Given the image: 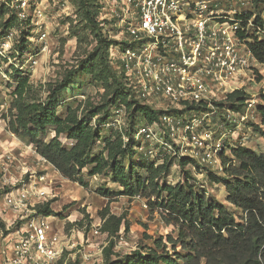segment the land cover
Segmentation results:
<instances>
[{
  "label": "rangeland",
  "instance_id": "rangeland-1",
  "mask_svg": "<svg viewBox=\"0 0 264 264\" xmlns=\"http://www.w3.org/2000/svg\"><path fill=\"white\" fill-rule=\"evenodd\" d=\"M251 1L245 5L247 10L254 16L260 14L264 19L263 6H256ZM89 2L91 8L100 7L96 0ZM28 6L26 10L29 17L22 18L12 0H0V186L8 179L13 184L11 188L7 186L9 189L36 182L38 186L47 190L48 201L36 205L49 202L54 210L49 219L53 231H62L65 234V242H69V247L65 248L58 264H103L104 248L109 244L110 238L107 233L100 231L102 218L99 211L109 200L100 195L97 188L102 184L114 190H121L122 187L114 183L111 176H89L88 170H84V175L89 181L87 188L64 178L51 163L36 152L28 138L10 132L4 119L10 116L9 107L14 99L12 92L19 80L27 77L34 86L36 92L29 93L30 96L35 97L38 92L45 95L47 84L63 78L67 70L74 66L78 67L82 60H88L86 63L88 66L92 65L93 70L91 73L80 71L74 82L61 92L59 114L63 115L65 105L75 107L80 103L82 110L100 105L109 99L111 93L106 91L102 81L104 79L96 78V73L103 68L102 65L98 58L88 59L92 56L90 52L97 43L95 32L80 0H30ZM37 8L42 10L44 14L42 17L33 15ZM227 8H230L228 3ZM254 34L264 40V29L257 30ZM110 45L106 51L107 63L114 67L109 57ZM109 81L110 84L113 83L112 76L109 77ZM244 82L242 91L248 94L247 100L253 98L257 99L256 105L264 104V64L256 65L252 75ZM228 108L231 109L230 105ZM232 111L209 110L208 114L196 120V124L199 129L210 130L213 138L219 139L224 155L229 158H233L230 147L245 146L257 153L264 152V135L253 126V123L260 124L257 109L244 105L241 111H234L235 116L232 115ZM115 116L112 110L108 123ZM184 116L188 120L193 118L188 112ZM139 120H142V114L134 107L127 106L125 126L122 129L124 139L128 138L127 136L132 138L134 135L135 140L136 123ZM112 127L117 129L107 123L101 124L99 128L102 135H108L112 132ZM53 134V131L49 132L46 139H50ZM60 138L68 147L74 144L66 134H62ZM102 145L103 142H100L97 149L101 150ZM137 145L138 143L134 141L132 155L124 159L127 168L133 163L144 177H147V170L143 168L145 163L165 160L168 163V170L157 179L159 183L175 185L188 179L198 192L206 193L211 201L226 205L234 212L237 221L241 222L243 211L227 201L225 186L210 178V174L224 175L222 152L220 157L214 156L210 160L202 161L191 155L182 157L180 153H168L160 148L158 143L151 144L147 141L143 146L149 148L151 145L155 153L152 157L137 155L135 148ZM174 149L179 151L178 144L175 143ZM110 209L116 215H124L129 223L128 230L125 231L123 226L119 235L113 238L114 252L121 254V257L141 246H153L155 238L166 236L174 229L164 223L160 211L151 209L147 199L142 196L115 197L110 202ZM24 220L19 217L14 219L0 211V264L4 260V244L11 240L14 231L21 223L24 224ZM168 250L170 254H175L170 245ZM177 250L185 253L180 246Z\"/></svg>",
  "mask_w": 264,
  "mask_h": 264
},
{
  "label": "trees",
  "instance_id": "trees-1",
  "mask_svg": "<svg viewBox=\"0 0 264 264\" xmlns=\"http://www.w3.org/2000/svg\"><path fill=\"white\" fill-rule=\"evenodd\" d=\"M89 1L94 2L80 0L97 41L90 52L93 57L88 59L98 58L102 65L96 78L104 79L110 98L82 110L80 103L75 107L65 105L63 115L59 114L61 92L74 82L80 71L92 72L93 66L87 65L88 60H82L78 67L67 70L63 78L47 84L45 95L38 92L37 96H30L36 90L27 77L22 78L12 92L10 116L4 117L8 130L28 138L36 152L64 178L87 188L89 181L84 170H88L89 176L108 175L122 187L114 190L102 184L97 188V192L109 200L99 211L102 218L100 231L110 238L104 248L103 264H264V152L257 153L245 146L230 147L233 158L225 156L224 151L221 155L224 175L210 174L212 181L225 186L227 201L243 211L241 222H238L233 211L223 203L211 201L206 193L198 192L188 179L175 185L159 183L157 179L168 170L165 160L161 164L155 161L145 163L143 168L147 170V177L133 163L127 168L124 159L133 153L134 135L129 138L126 133L128 138L125 141L123 130L114 127L110 134H101L99 127L108 122L117 100L134 107L149 122L157 119L163 111L129 100L121 75L107 63L106 51L111 42L100 31L96 19L99 7L91 8ZM252 2L264 8V0ZM255 23L264 29L260 14H256ZM251 37L249 47L256 59L264 64V40L255 34ZM247 98L248 94L242 90L229 95L231 109L241 111ZM257 112L260 124L253 123V126L264 135V104L258 105ZM51 131L53 136L46 139ZM62 134L74 141L71 147L62 142ZM100 142L103 145L98 150ZM121 195L146 198L151 209H158L164 223L174 229L166 236L155 238L153 246H141L121 257L114 252L113 238L119 235L123 226L125 231L128 230L129 223L124 215H116L110 209V202ZM37 211L46 217L54 214L49 202L37 206ZM169 245L175 254H170ZM178 246L185 253L178 252Z\"/></svg>",
  "mask_w": 264,
  "mask_h": 264
},
{
  "label": "built area",
  "instance_id": "built-area-1",
  "mask_svg": "<svg viewBox=\"0 0 264 264\" xmlns=\"http://www.w3.org/2000/svg\"><path fill=\"white\" fill-rule=\"evenodd\" d=\"M29 1L12 0L22 18L29 17ZM96 2L100 4L96 18L100 31L112 42L109 57L129 100L163 111L152 122L142 115L136 124L137 155L154 157L151 145L143 146L148 141L182 157L191 155L202 161L220 157L219 139L210 130L199 129L196 120L209 110L232 111L229 95L243 90L244 80L262 64L249 47L254 32L263 30L245 7L250 0ZM33 15L44 14L37 8ZM256 101L249 98L246 106L257 109ZM112 110L116 118L107 125L122 130L127 105L118 101ZM187 112L192 114L191 120L184 116ZM175 143L179 151L174 149ZM12 185L5 179L0 186V211L14 219H27L4 244L2 264H58L69 242L62 231H53L52 216L36 211V204L48 201L49 193L36 182L9 189Z\"/></svg>",
  "mask_w": 264,
  "mask_h": 264
},
{
  "label": "crops",
  "instance_id": "crops-1",
  "mask_svg": "<svg viewBox=\"0 0 264 264\" xmlns=\"http://www.w3.org/2000/svg\"><path fill=\"white\" fill-rule=\"evenodd\" d=\"M7 214H9V213H7ZM5 215H6V213H5ZM9 215H11V214H9Z\"/></svg>",
  "mask_w": 264,
  "mask_h": 264
}]
</instances>
